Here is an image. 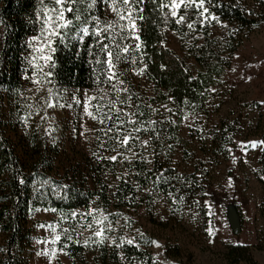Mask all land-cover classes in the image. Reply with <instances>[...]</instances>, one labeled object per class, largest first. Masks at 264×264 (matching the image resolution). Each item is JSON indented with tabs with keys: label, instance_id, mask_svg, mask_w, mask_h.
Here are the masks:
<instances>
[{
	"label": "trees",
	"instance_id": "obj_1",
	"mask_svg": "<svg viewBox=\"0 0 264 264\" xmlns=\"http://www.w3.org/2000/svg\"><path fill=\"white\" fill-rule=\"evenodd\" d=\"M98 7L102 14L104 5L99 4ZM205 7L219 18L220 23L215 20L205 25L197 23L194 32L186 25H176L171 19L164 23L167 9L153 11L152 5L145 8L140 32L143 56L136 53L137 63H122L118 71L124 80L130 82L144 68L140 76L153 88V102L162 107L166 105L172 112L163 107L167 111L163 116L166 117L165 123L156 120L155 125L145 124L150 129L155 128V131L139 134L141 139H150V145L145 149L135 144L132 151L125 150L129 158L133 157V152L138 153L131 163L123 158L117 162L105 156L96 158L97 166L94 168L90 164V174L97 186L92 190L84 175L78 179L70 178L69 174H59L56 168L59 150L45 139L34 136L30 147L28 145L29 151L24 148V155L30 153L28 160H23L12 144L10 125L14 123L15 110L21 103L28 39L40 31L37 12L41 4L39 0H0V264H30L34 228L38 225V222L31 221V214L36 208L57 209L61 235L58 245L73 261L83 260L86 248L82 241L83 230L70 213L73 210L87 211L96 197L104 211L117 213L113 216L114 221L126 210L143 207L146 199L141 194L146 190L155 192L165 201L169 223L180 222L187 209H194L199 217L206 218L205 201L208 199L207 184L211 172L228 160L229 149L238 130L235 123L228 120L215 126L211 131L210 147L206 144L201 146L203 156L195 158L194 171L189 174H180L174 167L177 146L186 142L179 137L178 130L185 116L207 110L212 89L231 69L234 54L264 26V0H211ZM108 18L111 19V15ZM196 18L197 13L193 9L191 19ZM168 31L179 38L185 57H180L168 47ZM92 43L91 37L80 43L72 40L70 34L65 41L67 46L55 45V67L48 69L53 74L49 83L52 89L93 91L96 88L95 66L90 63L93 58L87 53ZM189 59L196 62L197 73L188 64ZM135 111L144 113L139 117L144 122L155 120L152 110L145 105H138ZM184 153L186 159L191 158L188 150ZM120 164L123 170L118 172ZM261 165L257 178L264 186V156ZM108 175L123 176L124 179H117V184L110 189L106 182ZM65 228L69 229L67 235L63 231ZM144 238L147 242L142 240L141 243L148 246L151 238ZM254 249L264 252V243L260 242L253 248L242 244L229 245L216 256L224 264H261L254 258ZM98 251L102 259H110L113 264L121 263L120 253L130 263L156 264L152 252L135 244L129 245L126 241L120 248H113L112 252L105 244H99ZM184 257L183 250L177 247L173 258L182 261Z\"/></svg>",
	"mask_w": 264,
	"mask_h": 264
},
{
	"label": "rangeland",
	"instance_id": "obj_2",
	"mask_svg": "<svg viewBox=\"0 0 264 264\" xmlns=\"http://www.w3.org/2000/svg\"><path fill=\"white\" fill-rule=\"evenodd\" d=\"M30 39L31 37L28 42ZM167 45L180 57L186 56L179 38L172 31L167 32ZM31 54L28 47L21 103L15 110L14 123L10 125L12 144L23 160H28L30 153L24 155V148L27 147L29 151L34 136L45 139L49 145L57 146L59 150L56 163L59 174H69L70 178L78 179L84 175L88 178L91 189L96 190L97 186L90 174V164L95 168L96 158L115 155V152L105 149L116 145L99 131L104 126L87 117L83 106H76L72 101L73 94L83 100L84 92L92 95L93 91L52 89L44 77L49 68L45 67L40 72L32 67L28 62ZM188 64L194 73L199 71L193 59H189ZM122 79L124 80L123 76ZM34 80L40 82L34 83ZM123 86L129 91L121 93L122 98L131 95L134 106L145 105L152 110L155 120L166 122V117L163 116H166L167 111L162 105L153 102V88L145 79L135 74L130 82L124 80ZM212 90L207 110L188 116L180 125L178 135L186 142L177 146L174 157V167L180 174L192 173L195 158L203 156L201 146L206 144L210 147L212 129L222 121L235 123L238 131L233 146L229 149L230 156L211 172L207 184L206 218L199 217L194 209H187L180 222L169 223V209L165 201L155 192L146 190L141 194L146 199L143 207L126 210L122 217L114 221L113 216L117 213L112 210L104 211L96 197L90 207L103 210L109 221H113V231L106 232L108 239L100 244H105L110 252L116 247L111 243L113 239L117 244L133 240V244L152 252L156 264H224L216 254L225 251L227 246L242 244L253 248L260 242L264 243V186L257 178L262 170L264 144L258 143L256 148H252L250 143L264 141V26L237 50L232 58L231 69L224 73ZM49 102L55 103L56 107L48 108ZM60 104L73 106L61 108ZM137 108L127 110L135 111ZM6 112L8 115V107ZM102 142H105L104 147H101ZM119 150L127 156L125 150ZM186 150L190 152L189 159L185 157ZM122 167L121 164L118 165V172L123 170ZM106 182L113 189L117 184V177L108 175ZM234 212L240 225L238 235L234 234L230 222V216ZM96 216L99 218L100 212ZM76 219L83 230L82 241L86 248L81 261H73L64 250L61 251L59 241L53 243L55 236L60 234L59 215L50 209L36 208L31 214V221L38 222V225L34 228L30 264H113L110 259L104 260L99 255V244L94 243L99 238L93 235L96 225L93 224L92 229L85 227L92 221V217L78 216ZM53 227L55 232L52 231ZM145 236L151 238L148 246H145ZM142 240L145 243H141ZM177 247L185 253L182 261L173 258ZM53 251L55 256L52 255ZM253 255L259 263L264 264V252L254 249ZM119 256L120 264H142L127 262L123 253Z\"/></svg>",
	"mask_w": 264,
	"mask_h": 264
},
{
	"label": "snow or ice",
	"instance_id": "obj_3",
	"mask_svg": "<svg viewBox=\"0 0 264 264\" xmlns=\"http://www.w3.org/2000/svg\"><path fill=\"white\" fill-rule=\"evenodd\" d=\"M41 4L40 11L37 12L40 22V31L38 35H34L28 42L31 49V59L29 64L43 72L45 67L49 69L55 67L54 54L57 51L55 45L65 44L70 34L72 40L80 43L85 41L86 37H91L93 43L88 47L87 53L93 59L90 61L95 67L93 69L95 75L94 83L96 88L93 94L89 95L84 92L83 100L80 96L73 94L72 101L76 106H83L85 115L92 120L103 125L99 131L103 132L109 140L114 141L116 147L110 149L115 155L107 157L112 162H117L119 158L132 162V158H136L138 153L133 152V157L129 158L123 155L119 149L132 151V145L138 144L142 148L150 145V139H141V132L148 133L155 131V128L146 127L145 124L155 125L156 120L144 122L139 117L144 116L143 112L128 111L134 106L132 96L127 95L121 97V93H128V88L124 87L123 74L118 71L119 65L129 63L135 65L137 63V55L143 56L140 32L142 23L145 20L144 12L148 5L153 6V11H168L164 14L163 21L168 23L174 20L176 25H186L193 32L196 30L197 23L205 25L211 20L220 23L219 18L205 7L206 3L211 0H39ZM103 4L104 8L99 9L98 5ZM197 13L195 20L191 19L192 10ZM183 12V14H181ZM111 15V19H109ZM191 21V22H190ZM226 27V25H225ZM65 46H67L65 44ZM43 62L42 64L40 62ZM146 68V65H145ZM144 68H141L136 74L142 75ZM52 72L44 73V77L51 83ZM39 83V80H34ZM61 108H71L72 104H60ZM48 108L56 107V104L49 102ZM168 112L172 109L167 108ZM154 111L159 112L158 109ZM175 115V113H173ZM188 119L187 116L184 117ZM174 123V121H171ZM163 123V121H160ZM130 126V127H126ZM159 133H157V138ZM101 143V147H104ZM252 148H256L257 144H264V141L250 142ZM171 147V145H169ZM143 159V157H141ZM151 163V161H147ZM162 175V174H161ZM264 178V177H262ZM118 180L124 179L118 176ZM159 179V177H158ZM50 211L56 212L53 208ZM100 212L97 218L96 213ZM71 218L91 216L92 221L85 227L92 229L93 224L96 225L93 235L99 239L94 241L96 244H103L108 239L106 232L113 231V221H109L108 215L103 214V210L89 207L85 212H77L73 210L70 213ZM105 221L108 223L105 224ZM75 231V229H72ZM52 231L56 229L53 227ZM64 234L69 233V229L65 228ZM70 238V237H69ZM61 240V235L57 234L53 243ZM116 247V240L111 241ZM129 245L133 244V240H128ZM153 243H156L153 241ZM87 245V241L85 242ZM159 247V245H157ZM63 249H61L62 251ZM55 256V251L52 252Z\"/></svg>",
	"mask_w": 264,
	"mask_h": 264
},
{
	"label": "water",
	"instance_id": "obj_4",
	"mask_svg": "<svg viewBox=\"0 0 264 264\" xmlns=\"http://www.w3.org/2000/svg\"><path fill=\"white\" fill-rule=\"evenodd\" d=\"M230 222L235 235L240 233V225L237 214L234 212L230 216Z\"/></svg>",
	"mask_w": 264,
	"mask_h": 264
}]
</instances>
